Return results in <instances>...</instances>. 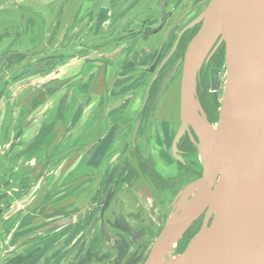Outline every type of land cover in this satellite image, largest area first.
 <instances>
[{
	"label": "flooded vegetation",
	"instance_id": "af4514ba",
	"mask_svg": "<svg viewBox=\"0 0 264 264\" xmlns=\"http://www.w3.org/2000/svg\"><path fill=\"white\" fill-rule=\"evenodd\" d=\"M209 1L90 0L85 37L76 38L77 22L67 23L62 31L64 46L59 63H63L58 64L62 71L55 69L52 73L50 66L27 72L32 66L24 63L37 58L36 54L32 51L6 54L0 66V230L9 229L5 233L15 235L19 213L32 208L27 215L31 228L10 244L4 241L5 245H11L14 264H23L18 258L22 253H28L27 264L34 260V255H43V252L42 262L38 264H53L50 254L56 247L48 248L51 234L66 232L60 240L69 244L77 229L90 228L87 221H75L76 225L61 231L56 228L37 234L56 221H50L49 204L41 205L46 221L35 219L33 206H41L28 202L34 188L28 192L19 186L20 181L36 176L37 183L42 180L45 183L46 178L57 175L67 163L80 161L86 165L85 177L90 173L99 180L105 175L98 185H108L106 197L113 193L108 208L111 211L116 205L114 196L125 186L132 189L134 185L135 188L143 185L148 188L153 203L170 205L184 186L202 177L200 137L194 126L183 122L181 81L186 50L201 28L197 20ZM83 6L80 12L84 11ZM162 24L159 32L146 36ZM52 42L53 39L47 46L49 50ZM224 50V46L215 49L196 80V100L204 115L200 111L197 114L209 125L217 124L223 98L227 74ZM42 59L53 61L55 56L49 54ZM126 65L128 69L124 68ZM169 73H172L171 87L168 85L161 95ZM118 92H122L119 98ZM52 99L53 108L50 107ZM70 109L72 119L66 122ZM51 110L55 117L50 123ZM56 119L60 125L55 124ZM33 130L31 142H20L25 134H33ZM57 131L61 135H56ZM83 133L90 135L83 138ZM92 160L90 168L88 164ZM38 169L43 171L37 174ZM7 183L10 186L4 188ZM7 203L17 205L7 210V217L15 218L10 222L3 216V205ZM132 205L136 207L135 203ZM57 207L52 211L65 212L73 206L64 200ZM70 211V216L77 213L76 209ZM203 220L204 217L197 221L184 239L198 222L201 227ZM105 222H98L96 228L102 231L97 232L98 237L89 242L90 246L108 237L111 220ZM12 224L15 226L11 229ZM33 227L38 228L33 231ZM81 236L82 232L75 245L73 240L69 244L75 251L84 250L79 246ZM82 256L83 253L79 255Z\"/></svg>",
	"mask_w": 264,
	"mask_h": 264
},
{
	"label": "water",
	"instance_id": "95a60500",
	"mask_svg": "<svg viewBox=\"0 0 264 264\" xmlns=\"http://www.w3.org/2000/svg\"><path fill=\"white\" fill-rule=\"evenodd\" d=\"M197 23L201 28L185 53L181 100L184 125L194 126L200 137L202 177L184 186L163 212L166 221L143 264H264V0H210ZM220 46L225 48L227 74L218 127L212 131L197 114L204 115L196 100V80ZM42 183L28 195L30 204H38ZM112 197L113 193L100 203L99 222L114 219L112 211H107ZM70 213V209H51L50 221L56 222L37 234L88 220L86 212L79 220L81 213ZM35 215L46 221L40 207ZM202 217V226L178 253L184 236ZM98 231L102 228L93 229L89 242L98 237ZM89 242L81 240L79 246L87 250Z\"/></svg>",
	"mask_w": 264,
	"mask_h": 264
},
{
	"label": "rangeland",
	"instance_id": "374dc122",
	"mask_svg": "<svg viewBox=\"0 0 264 264\" xmlns=\"http://www.w3.org/2000/svg\"><path fill=\"white\" fill-rule=\"evenodd\" d=\"M16 5L21 6L22 9H18ZM82 6L84 8V11L80 12V8ZM62 7H64L63 11H62ZM78 7L79 9H77ZM90 7H91L90 0H0V66L3 65L2 62L6 59L7 57L6 54H10V55L17 53L23 54L32 51L33 54H36L38 57L34 58L33 60H28L27 62L24 63V64H29L28 65L29 67L32 66L31 70H28L27 72L34 73L37 70L41 71L48 69L50 66L52 73L53 70L55 72V69L56 70L60 69L61 67L58 66V64L63 63V62L59 63V61H61L60 55H62L61 47L64 46L63 43L61 42L63 36L62 31L65 29L67 23L77 22V28L81 32H78V30L76 31V38L81 35L85 37L86 32H84V29H85V24L87 23L88 20L86 11H88ZM51 39H53V42L50 44V47H52V49L49 50L47 46L51 41ZM49 54L55 56V59L53 61L50 59H42V58H46V56H48ZM124 68L128 69L129 66L126 65ZM60 70L62 71V69ZM49 81L50 80H47V83H49ZM56 81L57 80H55V82ZM80 84L81 83H79L75 88L77 92L79 90ZM82 87H85V84H82ZM21 90L19 92L18 91L16 92L20 93ZM12 92L14 93L13 90ZM50 93L52 92L50 91ZM121 94L122 92H118L116 94V97L120 96ZM52 102L53 99L51 101V106H50L51 108H53ZM2 108H5V106L2 105ZM72 111L73 110L71 109L68 111V114L66 115V122L71 121ZM53 113L54 111L51 110L50 115H52V117L50 123L54 119ZM55 124L60 125L58 120L55 122ZM56 135L59 136L61 135V133L57 131ZM88 135L90 134L83 133L84 136L83 138H85V136ZM93 163H94L93 160L90 161L88 166L91 168V164ZM67 164L63 167L64 169H66ZM74 164L75 162H72V165L69 166L70 167L69 170L74 166ZM35 166L36 165H34V168ZM57 167H55L56 168L54 170L55 173L58 171ZM40 169H38V171H40ZM63 170L60 172H63ZM60 172L58 173V176L60 175ZM84 174H86V165L79 163L72 170L70 174L69 172L64 173L65 176L62 177L60 180H58L59 188H55V186L52 183L56 179L55 174H53L54 177L46 178L45 185L48 184V186L47 187L45 186L43 195L40 197V200L37 201L38 203L37 205L41 206V204L44 203L52 204L54 202L55 204L50 205V207L52 210H56L58 208L57 206L61 204L64 200H66L69 204L73 206L69 209H76L77 212L81 213V215L78 217V220L83 216V214H85L82 213V211L86 212L85 216L86 217L88 216V220L86 223L89 224L90 229L87 233L84 231L85 234L81 236V240H84L85 244H87L89 242L90 236H92L93 234V229L99 226L98 224L99 220L97 219V216L100 214V210H101L100 203L103 202V200L106 197L105 191L108 185L107 184L98 185L99 183L104 181L103 178L105 177V175L104 177L102 176L98 180L97 176L94 177L90 176L89 173L88 176L85 177ZM71 177H75V178L70 180ZM18 184L19 186L21 185L20 182ZM96 185L98 186L96 187ZM61 186L63 187V189H60ZM34 187L35 186H33V188ZM113 199L116 202L115 207L113 208V210H111L112 213H115L114 216L117 214L118 211L122 212L123 214L129 212H131L129 214H140V212L142 213V210H146L148 212L146 219V224L148 226V229L150 231H155V232L159 231L161 227L159 226L160 225L159 222L161 221L160 220V216L162 214L161 212L167 211V207L169 206L168 203L167 204L163 203V205H160L159 203L156 204L155 201L153 203L152 201L153 197L150 196L148 188L146 189L144 188L143 185L140 186L139 184L136 188L134 185L132 189H130L127 186L121 188L119 193L116 195V197L114 196ZM132 203L136 204L135 208L132 205ZM74 205L76 207H74ZM3 206L5 210L3 216L5 217V219L8 216L7 210L12 207L13 208L17 207L16 204L15 205L13 204L11 206L9 205V203L4 204ZM33 209L36 211L39 208L33 206ZM26 210L24 209L18 215V219L20 223L16 225V229L14 230V232L16 233L15 235L14 234L7 235L5 232L6 231L10 232L9 229L0 230V264H14L13 262L14 256L13 253L10 251L11 245L8 246L5 245L4 241H7L10 244L11 242L15 241V238L17 239L21 238L20 236H22L24 231L31 228V226L28 225L30 221L27 220V215H29L32 208L28 211ZM65 216L67 217L69 215H65ZM9 218L10 219L8 220V222L15 219L12 217ZM50 218L53 219L54 218L53 215H51ZM83 221L85 220H82L80 222ZM14 226L15 224H12L11 227L9 228L12 229V227ZM130 226H131L130 242L133 243L131 245L133 246L134 249V253L132 256H134L137 254H141L140 250H142L144 248V245L146 244V235L141 234L139 237H137L138 239L137 241L133 240L131 237H135L138 235V233H140L141 226L140 225L136 226L134 224L129 225V227ZM37 228L38 227H33L32 230L34 231ZM81 232H83V230L79 231L77 229L76 234L72 240H75V238H79ZM65 234L66 232L63 233L56 232L51 234L52 240L49 242L48 248L52 249L56 247V249L51 251V254L49 253L50 260L52 261L53 264H75V261L79 257L78 254H81L80 252L78 253V250L75 251L73 246H69L72 240H69V244H67V241L60 240V238H62ZM112 236L113 233L109 232L107 238H110ZM54 242L55 244H53ZM121 246L127 247L124 254L128 252L130 245H124V246L121 245ZM85 250L86 249H84L83 251ZM178 253H180L179 250ZM86 255L87 254L85 253L83 256ZM27 256L28 253H22L18 257L19 262L26 264ZM43 256H44V252L43 255L36 254L34 255L35 257L34 260L28 263L38 264L42 262ZM126 256H124V258L120 256L119 260H117V258L110 257L109 259H104L103 261H101L100 264H136L134 263V261H130V263L126 262L125 259L127 258ZM46 259L44 257V260ZM97 261L98 260L96 259V262Z\"/></svg>",
	"mask_w": 264,
	"mask_h": 264
},
{
	"label": "crops",
	"instance_id": "0c3cea01",
	"mask_svg": "<svg viewBox=\"0 0 264 264\" xmlns=\"http://www.w3.org/2000/svg\"><path fill=\"white\" fill-rule=\"evenodd\" d=\"M17 6H19V5H16V7ZM74 64L75 63H73L72 65H74ZM54 117H55V114H54ZM33 132H34V130H33ZM34 134H35V132L33 134H29V133L25 134L23 140L20 142H25V144L31 142ZM72 162H75V164L69 170V168H70L69 166L72 165ZM72 162L67 164L66 169H64L62 173L60 172L59 176H58V174L55 175L56 179L52 182L53 185L55 186V188H59L58 187V184H59L58 180H60L62 177L65 176L64 173L71 172L76 167L75 165L80 163V161H76V160H74ZM42 171H43V169H42ZM41 172L36 170L37 174H39ZM50 177H54V175L52 174V176H50ZM37 179L38 178L36 176H34V177H31V179L23 180V182L20 181V183H21L20 186L24 189H27L29 192L30 190H32L33 186H36L38 184ZM45 183H46V181H45ZM45 183H42V188H45V186L46 187L48 186V184L45 185ZM60 189H63V187L61 186ZM54 204L55 203L53 202L52 204H49V205H54ZM129 213H131V212H129ZM129 213L123 214L122 212L118 211L117 214L114 216V219H112L111 222H109V224H110L109 232L113 233V236L110 237L109 239H105L103 237V238H101L100 241L94 242L90 246V248H88L86 251H83V253L84 254L86 253L87 255L82 256V257H78L80 261L77 262V260H76L75 264H95V263L100 264L101 261H103L104 259H109L110 257L117 258V260H119V257L121 256L124 258V255L126 253H127L126 254L127 258H125L126 262L130 263V261H134V263L140 264L141 260L147 254L148 250L152 246L156 232L150 231L148 229V226L146 224L148 212L146 210H142V213L140 212V214H129ZM161 213H162L160 216L161 221L159 222L160 223L159 226H161L162 225L161 222L164 221L163 211ZM113 214H115V213H113ZM132 224H134L136 226L137 225L141 226L140 233H138V235L135 237H131L133 240L137 241L138 240L137 237H139L141 234L146 235V244L144 245V248L142 250H140L141 254H137L134 256H132L134 253V249H133V246L131 245L133 243L130 242L131 226L129 227V225H132ZM146 227H147V230H146ZM77 239H79V238H75V240H73L74 244L76 243ZM121 245H123V246L124 245H130L128 252H126L124 254L127 247L126 246L122 247ZM79 252L82 254L80 249L78 250V253ZM81 254H78V255H81ZM96 259L98 260L97 262H96Z\"/></svg>",
	"mask_w": 264,
	"mask_h": 264
},
{
	"label": "trees",
	"instance_id": "16d2710c",
	"mask_svg": "<svg viewBox=\"0 0 264 264\" xmlns=\"http://www.w3.org/2000/svg\"><path fill=\"white\" fill-rule=\"evenodd\" d=\"M18 196H20V195H18ZM164 218L166 219V216H164ZM199 224H200V222H198V224L195 225L194 230H191V231H190V233L187 235L186 239H184V240L179 244V251H180V253L184 251V249H185L186 246H187V243L191 240V238H192V237L197 233V231L199 230V228H200V227H198ZM160 231H161V230H160ZM160 231H159V232H160ZM159 232H158V234H159ZM158 234H157V236H158ZM148 252H149V250H148ZM148 252H147V254H148ZM147 254H146V255H147ZM146 255L143 257V259L141 260L140 264H143V262H144L145 259H146ZM124 256H126V255H124Z\"/></svg>",
	"mask_w": 264,
	"mask_h": 264
},
{
	"label": "bare ground",
	"instance_id": "6f19581e",
	"mask_svg": "<svg viewBox=\"0 0 264 264\" xmlns=\"http://www.w3.org/2000/svg\"><path fill=\"white\" fill-rule=\"evenodd\" d=\"M173 73V72H172ZM172 73H169V75L166 77V79H165V81L163 82V84H162V88H161V90H160V93H161V95H163V93H164V91H165V89H166V87L169 85V83L171 82V79H172V77L170 76V74H172ZM171 85V84H170ZM170 85H169V87H170ZM203 117V116H202ZM218 127V125L217 124H214V125H211L210 126V128L212 129V131H214V129H216ZM112 203V202H111ZM111 205V204H110ZM108 212H110V210H108ZM171 258H173V256H170ZM166 264H171V261L170 262H168V263H166Z\"/></svg>",
	"mask_w": 264,
	"mask_h": 264
}]
</instances>
